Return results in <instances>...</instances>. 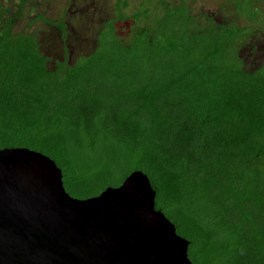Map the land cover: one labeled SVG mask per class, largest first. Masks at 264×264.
<instances>
[{
	"label": "trees",
	"instance_id": "obj_1",
	"mask_svg": "<svg viewBox=\"0 0 264 264\" xmlns=\"http://www.w3.org/2000/svg\"><path fill=\"white\" fill-rule=\"evenodd\" d=\"M27 1L0 5V150L48 156L78 199L141 171L192 264H264V58L241 55L264 39V0H220L224 22L191 0H115L74 60L65 18H37L59 59L15 30Z\"/></svg>",
	"mask_w": 264,
	"mask_h": 264
},
{
	"label": "water",
	"instance_id": "obj_2",
	"mask_svg": "<svg viewBox=\"0 0 264 264\" xmlns=\"http://www.w3.org/2000/svg\"><path fill=\"white\" fill-rule=\"evenodd\" d=\"M146 174L78 199L48 156L0 150V264H192Z\"/></svg>",
	"mask_w": 264,
	"mask_h": 264
},
{
	"label": "rangeland",
	"instance_id": "obj_3",
	"mask_svg": "<svg viewBox=\"0 0 264 264\" xmlns=\"http://www.w3.org/2000/svg\"><path fill=\"white\" fill-rule=\"evenodd\" d=\"M115 0H28L26 7L17 21L16 31L36 32L41 40L44 51L51 57L59 59L63 53L64 43L57 31L38 21L44 14L55 22L65 18L70 30L67 48L72 53L71 60L81 53L92 51L97 40V29L100 23L110 17ZM22 0H0L3 8L11 14L20 9ZM131 3H134L131 0ZM138 3V2H137ZM193 14L212 15L217 21L224 22L226 17L220 10V0H191ZM128 25H119L121 33ZM258 50L254 54L243 50L241 55L249 66H257L258 60L264 58V39L257 42Z\"/></svg>",
	"mask_w": 264,
	"mask_h": 264
}]
</instances>
